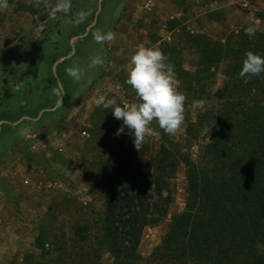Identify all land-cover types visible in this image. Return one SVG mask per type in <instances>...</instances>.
<instances>
[{"label": "rangeland", "instance_id": "374dc122", "mask_svg": "<svg viewBox=\"0 0 264 264\" xmlns=\"http://www.w3.org/2000/svg\"><path fill=\"white\" fill-rule=\"evenodd\" d=\"M243 1L226 0V6L213 9L215 11L210 15H198L199 19L195 21L186 19L188 11L175 20L160 18L159 14L164 16V12L159 9L165 7L166 0L159 1L153 11H147L141 21H135L131 12L132 7L138 5H128L129 10L125 9L123 14L124 25L115 33L112 28L118 20L121 0H7L8 7L0 8V68L7 72H11L13 64L18 68L14 77L21 91L14 86L0 91V117L11 120L13 113L33 112L37 103L48 105L54 91L68 92L66 99L74 98L80 92V84L66 74V69L78 67L82 71L80 80L92 78L98 74V66L88 67L93 56H100L106 62L107 69L102 75H113L123 82L114 90L98 91L95 94L98 101L102 96L105 100L115 99L121 106L139 103L134 91L125 83L130 57L137 45L154 46L167 57L166 63L173 66L175 73L173 83L177 91L183 93L185 101L184 120L178 131L174 135L165 134L153 121L139 150L134 148L130 135H114L121 122L98 101L94 104L92 100L86 110L83 105L75 106L70 128L77 127L85 133L80 137L78 134L77 140L68 141L69 146L63 154H51L53 162L46 176L53 180L42 183L39 203L36 204L38 200L28 203L25 191L18 187L9 189L0 182L12 203L17 206L20 202L36 204L38 208V211L25 212L16 209L13 215L0 208V264H114L101 238L99 222L106 208L103 180L97 165L104 150L109 148L128 151L132 163L147 175L153 172L156 164L172 170L167 178L170 202L166 212L155 224L145 225L139 237L137 264L148 263L152 251L167 231L170 218L184 209L189 197L185 167L172 156L182 153L193 160L198 158L208 137L194 125L197 116L206 107L220 108L226 88L230 92L237 89L234 84L239 75L230 76V68L238 63L241 65L243 59L223 55L210 66V75L195 72L203 49L210 42L219 41L224 44V49L241 52L243 47L238 48V40L242 39L252 47L250 40L256 42L261 38L259 35H264V0H247L246 6L242 5ZM64 2L69 4L66 12L54 11ZM168 2L165 8L169 10L180 8L185 11L192 7L181 0V6L176 9L173 0ZM247 13L252 14V19H246ZM135 27L141 35L140 32L135 36L131 33ZM247 28L254 29V35L245 37ZM97 31L114 34L111 52L104 51L105 43L94 41ZM263 40L258 42L264 45ZM16 57H24V61L18 64ZM7 61L12 65L6 69ZM261 77L264 83V73ZM9 89L14 98L10 97ZM43 94L45 101L39 102ZM17 98L19 104L15 102ZM22 100L28 101V106L20 104ZM16 138L15 129L3 123L0 151L10 147ZM20 146L23 148L25 143ZM13 166L18 170L16 165ZM2 174L7 173L3 171ZM256 247L264 252V238ZM157 261L156 264H171L162 258Z\"/></svg>", "mask_w": 264, "mask_h": 264}, {"label": "trees", "instance_id": "16d2710c", "mask_svg": "<svg viewBox=\"0 0 264 264\" xmlns=\"http://www.w3.org/2000/svg\"><path fill=\"white\" fill-rule=\"evenodd\" d=\"M261 38L250 40L254 48L238 40L241 52H230L219 41L210 42L195 72L210 71L212 63L223 55L234 59H244L248 52L264 56V45L258 42ZM240 68L239 63L231 66L229 75L238 77ZM261 75L246 77L247 82L238 77L236 91L226 88L220 108L206 107L197 116L194 125L205 132L208 142L196 160L182 153L172 156L185 167L189 197L184 209L170 218L147 264H156L161 258L171 264H264V252L256 247L264 238ZM97 170L103 180L106 208L99 217L101 238L114 264H137L142 228L158 222L170 202L167 178L172 170L156 164L147 175L123 148L105 149Z\"/></svg>", "mask_w": 264, "mask_h": 264}, {"label": "crops", "instance_id": "0c3cea01", "mask_svg": "<svg viewBox=\"0 0 264 264\" xmlns=\"http://www.w3.org/2000/svg\"><path fill=\"white\" fill-rule=\"evenodd\" d=\"M159 1L162 0H121L118 20L115 24L116 28L114 29L115 26L112 28L113 32L117 33L121 31V27L124 25V22H122L124 10H129V8L126 6L138 5L137 7H132L131 15L135 21L137 19L141 21L143 19V15L147 11H153V9H156L160 3ZM168 1L169 0H166L167 4H169ZM180 1L173 0L176 9L177 7L181 6ZM182 2H188L192 7L185 11H182L180 8L177 10H169L165 8L167 6V4H165V7L162 8L163 10L159 9L164 12V16L159 14V17L165 19V21L168 19L175 20L178 19L182 14L186 15L185 12L188 11L186 19H188V21H195L198 15L205 16L206 13L210 15L211 12L215 11L213 9L227 5L226 0H182ZM246 19H252V14L247 13ZM135 28L130 30L134 36L136 35V32H140L138 31L137 27ZM140 30H142V28ZM143 32L146 33L145 31H142V33ZM139 34L141 35V32ZM167 38H169V35H167ZM113 46L114 45L112 41L106 42L104 51L108 53L111 52L113 50ZM140 46L141 45H137L134 47L137 49ZM146 47L154 48V46L151 45H146ZM23 59L24 57H16L18 64H21L24 61ZM9 65H12V63L8 62L7 66L4 67L7 69ZM10 69L11 72H7L4 68H0V91H6L9 86H14L18 91L19 89L21 91V88H18V82L14 77L18 68H15L13 64V68L11 67ZM106 69V62H104L103 65L98 66L97 75L89 79L79 80L78 84H80V92L74 98L66 99V96H69L68 92L63 91L61 94L58 91H54L51 95L53 98L48 105L39 106L37 103L34 105L33 112L28 114L13 113L14 117L11 120L0 117V131L1 125L5 123L6 125H9V127L15 129L17 133V138L14 140L11 146L5 148L3 152L0 151V182H2V184L8 185L9 189L18 187V189L25 191V197L27 198L26 201L28 203H35V200H38L36 204L39 203L41 198H39L41 194L39 188L43 185L42 183L53 180L47 178L46 176L49 168H51L50 163L53 162V157H51V154H63V151L66 152V149L69 146L68 141L77 140L78 134L80 137V134L85 133L84 130L78 131L77 127L74 129L70 128V121L72 117L71 114L74 110L73 108H75V106L78 107L80 104L83 105V108L85 107L86 110L92 105V100L94 104L97 103L99 98L96 97L95 94L98 91L104 93L114 90L122 85L123 82L120 81L116 76L109 74L102 75V71ZM11 90L12 89H9V95L10 97H13L14 93L11 92ZM18 98L15 100L16 104H19ZM45 98L46 97L43 94L40 97L39 102L45 101ZM58 100L61 103V107L60 103H58ZM66 103L68 104L67 107ZM20 104L28 106V101L22 100ZM11 107H6L5 109L11 110ZM22 142L25 143V146L20 148ZM13 165H16L18 170H16ZM3 171H5L7 174H2ZM53 183L56 184V181H53ZM36 204H34V206L20 202V206L15 205L12 203L11 198L6 196V193L3 191L0 184V208L2 207L5 209V212L9 214L11 213V215H13V211L16 209H21L22 212L38 211Z\"/></svg>", "mask_w": 264, "mask_h": 264}, {"label": "clouds", "instance_id": "9594fccd", "mask_svg": "<svg viewBox=\"0 0 264 264\" xmlns=\"http://www.w3.org/2000/svg\"><path fill=\"white\" fill-rule=\"evenodd\" d=\"M7 7V0H0V8ZM68 8L69 4L64 2L54 11L66 12ZM245 34L251 37L254 35V29H245ZM93 39L97 44H103L112 41L114 34L111 31H97ZM166 60L167 57L158 48L138 47L130 57L125 83L134 91L139 103L121 106L115 99L105 100L103 97L98 101L100 106L111 111L114 119L121 122L114 135H130L137 150L144 143L146 135L150 133L149 125L153 121L165 134L174 135L184 120L185 97L183 93L177 91L173 83L175 76L173 66L166 63ZM103 63L100 56H93L88 67L94 68ZM261 73H264V56L252 52L246 53L238 73L239 77L245 79L259 76ZM66 74L73 80L79 81L82 71L78 67H71L66 69Z\"/></svg>", "mask_w": 264, "mask_h": 264}, {"label": "built area", "instance_id": "2783aa9c", "mask_svg": "<svg viewBox=\"0 0 264 264\" xmlns=\"http://www.w3.org/2000/svg\"><path fill=\"white\" fill-rule=\"evenodd\" d=\"M242 5L246 6L247 5V0H244Z\"/></svg>", "mask_w": 264, "mask_h": 264}]
</instances>
